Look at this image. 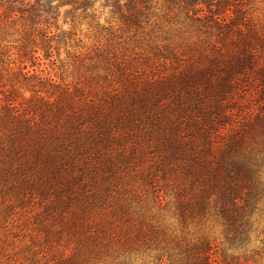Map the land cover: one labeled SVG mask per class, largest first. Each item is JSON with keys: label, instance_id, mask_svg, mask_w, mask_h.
I'll list each match as a JSON object with an SVG mask.
<instances>
[{"label": "trees", "instance_id": "trees-1", "mask_svg": "<svg viewBox=\"0 0 264 264\" xmlns=\"http://www.w3.org/2000/svg\"><path fill=\"white\" fill-rule=\"evenodd\" d=\"M120 1L119 29L134 37L152 0ZM208 1L163 0L170 20L215 37L206 47L155 48L140 62L106 44L87 54L101 71L58 82L36 70L72 35L57 26L58 8L73 18L92 0H0L1 236L20 215L34 246L66 236L75 245L56 264L149 240L166 213L183 225L215 216L231 244L249 241L264 202V31L245 8ZM174 245L158 264L217 262L206 240ZM35 255L12 261L36 264Z\"/></svg>", "mask_w": 264, "mask_h": 264}, {"label": "rangeland", "instance_id": "rangeland-1", "mask_svg": "<svg viewBox=\"0 0 264 264\" xmlns=\"http://www.w3.org/2000/svg\"><path fill=\"white\" fill-rule=\"evenodd\" d=\"M112 1L92 0V5L86 12L78 11L73 18L65 14L66 10L70 9L68 6L58 8L57 26L65 31L70 30L72 35L64 38L57 45V49L53 50L51 56L44 58L41 53L42 64L36 67V70L45 68L44 73L49 74L54 80L73 82L77 78L102 70L103 63L87 55L89 52L91 55V50L98 46L114 45L125 54V57L136 58L143 62L151 61L148 57H153L155 48L162 52L166 49V54L171 51L183 53L190 47L204 48L215 40L213 35L201 34L193 28L182 27L184 23L170 20L168 17L173 16L175 9H168L163 0L151 1V10L148 18L143 22V29L136 31L132 37L131 34L134 32H124L119 29L121 26L118 19L119 12L114 13ZM208 2L211 3L208 8H233L235 4L238 5L237 8H245L250 21L264 31V0H223L221 5H217L216 1ZM200 6L206 9V5L202 3L194 4L191 8H200ZM180 18H183L182 13ZM97 22L103 27L110 28L112 34L95 28L94 25ZM260 207L262 211L254 216L253 229L250 232L249 241L245 244H231L226 239L223 225L215 216L202 224L188 222L183 225L174 216L166 213L163 216L160 215V218L155 221L157 230H153L149 240L144 242L136 240L133 246L124 251L112 245L108 253H101L91 263L158 264L161 253L175 252L176 240L183 245H192L206 240L217 249L213 258L217 256V262L220 264H264V253L260 252V239L264 238V235H259L264 230V202L260 204ZM29 227L30 221L20 215L13 223L11 234L0 235V264H14L12 259L18 255L29 258L33 251L36 252L34 257L36 264H56L58 260L56 257L60 254L69 255L68 252L75 245L72 240L67 241L68 238L65 236L52 247L34 246L35 232L30 231ZM255 250H258L261 257L252 254L251 251Z\"/></svg>", "mask_w": 264, "mask_h": 264}]
</instances>
